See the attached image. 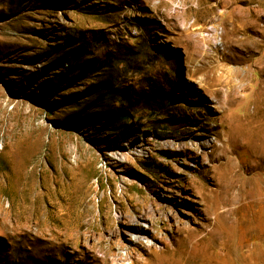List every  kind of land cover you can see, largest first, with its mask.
Returning <instances> with one entry per match:
<instances>
[{
	"label": "rangeland",
	"instance_id": "rangeland-1",
	"mask_svg": "<svg viewBox=\"0 0 264 264\" xmlns=\"http://www.w3.org/2000/svg\"><path fill=\"white\" fill-rule=\"evenodd\" d=\"M0 264H264V0H0Z\"/></svg>",
	"mask_w": 264,
	"mask_h": 264
},
{
	"label": "bare ground",
	"instance_id": "bare-ground-1",
	"mask_svg": "<svg viewBox=\"0 0 264 264\" xmlns=\"http://www.w3.org/2000/svg\"><path fill=\"white\" fill-rule=\"evenodd\" d=\"M11 204V208L13 207V202L10 203Z\"/></svg>",
	"mask_w": 264,
	"mask_h": 264
}]
</instances>
